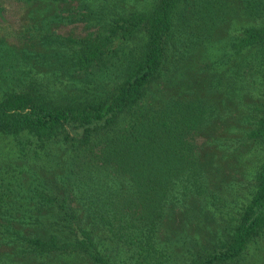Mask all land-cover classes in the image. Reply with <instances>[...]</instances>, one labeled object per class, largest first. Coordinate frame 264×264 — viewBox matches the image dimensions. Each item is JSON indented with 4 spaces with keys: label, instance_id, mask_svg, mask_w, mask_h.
Here are the masks:
<instances>
[{
    "label": "trees",
    "instance_id": "obj_1",
    "mask_svg": "<svg viewBox=\"0 0 264 264\" xmlns=\"http://www.w3.org/2000/svg\"><path fill=\"white\" fill-rule=\"evenodd\" d=\"M183 1L153 0L146 9L115 16L104 31L96 26L81 35H43L44 45L54 44L63 63L84 75L103 68L122 41L143 35L142 44L121 57L119 78L97 93L45 94L31 69L12 67L17 54L0 37V136L15 140L6 150L54 172L49 178L30 169L19 191L10 178L24 168L0 164V243L9 252L28 253L31 264H50L51 253L89 264H227L264 234V158L249 169L231 136L211 139L226 148L236 169L242 163L247 177V190L226 208L224 187L215 188L212 178L219 162L212 163L195 140L218 117L214 102L198 93L146 98L165 73V44ZM237 36L238 48H255L259 57L258 67L246 66L241 74L245 83L254 75L260 93L248 104L254 116L241 132L264 147V27L248 25ZM53 143L63 149L62 160L49 159ZM196 206L229 215L204 250L193 247H199L196 235L181 244V235L168 231L175 213L188 221L191 208L199 212Z\"/></svg>",
    "mask_w": 264,
    "mask_h": 264
},
{
    "label": "rangeland",
    "instance_id": "obj_2",
    "mask_svg": "<svg viewBox=\"0 0 264 264\" xmlns=\"http://www.w3.org/2000/svg\"><path fill=\"white\" fill-rule=\"evenodd\" d=\"M152 1L0 0V37L17 54L12 60V67L31 69L29 74L36 78L40 90L45 94L65 98L97 93L119 78L121 57L127 50L137 49L143 42V35L134 33L122 41L111 61H105L103 68H96L93 73L85 75L63 63L61 55L54 53V44L44 45L43 35H81L96 26L104 31L106 24L115 16L146 9ZM249 2H253V5H247ZM173 17V34L165 44V73L149 86L146 98L158 101L168 96L198 93L214 102L218 117L214 119L213 126L210 124L208 129L197 132L195 140L203 146V151L207 152L212 163H220L215 169L212 166V178L215 188L224 187L221 193L225 197L223 205L228 208L232 201L240 199L242 192L247 190V177L242 174V163V168L239 166L236 169L231 165L233 159L227 156L226 148L211 139L222 132L231 136L232 144L238 146L236 156L244 158L245 155L243 162L249 169L264 158V147L241 132L242 128L249 126V119L254 116L253 112H248V104L252 107V102L260 100L255 76L252 75V80L245 83L241 74L246 66L258 67V52L251 47L238 48L236 43L237 35L241 34L245 26L264 27V0H184L178 5ZM21 48L27 53L22 55ZM237 65L242 67L233 79V70ZM243 77L249 78L247 75ZM82 84L84 90H81ZM14 142L9 136H0L1 166H15L17 170L20 165L25 169L21 170L19 177L11 176L15 189L21 191L20 187L28 180L30 169L34 170L33 174L41 177L51 175L49 178H52L54 172L51 169L44 170L46 166L42 162L30 164V161L16 156L15 151L6 150L5 145ZM50 152L54 154L49 159L62 160L63 149L58 145L51 144ZM60 169L61 166H58L56 171L60 173ZM231 179L233 181L229 183ZM54 181L60 182L57 177ZM201 208L195 207L199 212L191 208L193 214L188 221L184 220L181 213H175L176 216L168 223V231L181 235V244L189 243L188 237L196 235L199 247H193L204 250L211 244L216 229L227 225L229 215L223 212L215 215L199 210ZM41 209L47 213L44 208ZM10 250L9 246L0 243V264H31L34 261L28 253ZM181 250L182 246L177 247V251ZM48 261L50 264H89L86 258L76 260L71 254L66 257L60 253H51ZM227 264H264V234L249 242L245 250Z\"/></svg>",
    "mask_w": 264,
    "mask_h": 264
}]
</instances>
